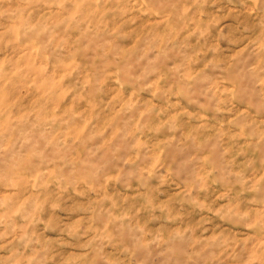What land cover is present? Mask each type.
<instances>
[{"label":"rangeland","instance_id":"1","mask_svg":"<svg viewBox=\"0 0 264 264\" xmlns=\"http://www.w3.org/2000/svg\"><path fill=\"white\" fill-rule=\"evenodd\" d=\"M0 264H264V0H0Z\"/></svg>","mask_w":264,"mask_h":264}]
</instances>
